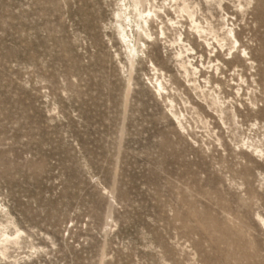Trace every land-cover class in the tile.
<instances>
[{
    "label": "rangeland",
    "instance_id": "rangeland-1",
    "mask_svg": "<svg viewBox=\"0 0 264 264\" xmlns=\"http://www.w3.org/2000/svg\"><path fill=\"white\" fill-rule=\"evenodd\" d=\"M233 1L251 62L225 58L223 78L190 39L238 110L224 125L179 68L173 31L128 55L122 0H0V229L23 231L0 264H264V158L248 146L264 150V0L245 18ZM190 2L219 27L223 11Z\"/></svg>",
    "mask_w": 264,
    "mask_h": 264
},
{
    "label": "bare ground",
    "instance_id": "bare-ground-1",
    "mask_svg": "<svg viewBox=\"0 0 264 264\" xmlns=\"http://www.w3.org/2000/svg\"><path fill=\"white\" fill-rule=\"evenodd\" d=\"M224 1L226 0H204V2L209 7L213 6L214 4L218 9L221 10V12H224V14L220 16L218 28L214 26L206 16H203V14L201 13L200 5L192 4L190 0H162V2H159L158 0H122V3L118 5L115 26L117 31L116 33H118L119 39H121L122 43L125 45L128 55L133 59L139 58L140 55L145 56L144 48L146 47V44L153 40H158L159 38H161L162 40H166L167 33L169 31H173L175 33V39L174 41H172V44L177 47L175 59L179 68L183 71L187 78H189V83H191L193 91L196 92L197 97H200V99L202 98L206 102V104L208 103L209 107L214 109V111L219 114V117L221 118L220 120H222L225 125L227 124V112L231 114L232 122L233 124H235V122L237 121L236 119L239 118L238 110L233 105L230 107L226 106L227 100L223 98L220 93V91L222 90V84L218 81H214L210 73L207 72L209 70V65H207L208 68L205 69V65L207 63L202 62L204 59H201L202 61H199L200 58H203V55L200 56L201 54L196 51L195 47L191 44L190 41V39L195 40L198 46H202L206 51H209V58H214V60L210 61V64L211 62H213L212 67H214L213 71H211L216 72V75L219 72V76L223 75L220 66L224 65V62L227 60L225 58L227 57H231V60H245V62L248 63V49L245 46L241 45V42L239 41L236 33V29H238L237 23L239 21L237 19L231 18L228 13L225 12L226 9L223 7ZM251 1L252 0L233 1L234 4L238 3V6H235L236 12L240 13L242 15L241 17H244L246 8L251 4ZM208 10H210V8H208ZM168 12L173 13L172 18H169ZM162 13L166 16L167 21L162 19ZM184 22H189V30L185 28ZM155 25L157 26L158 30L157 38L154 39L152 26ZM222 53L224 54L223 61H221L219 58V56H222ZM249 62H251V60H249ZM152 66L153 70L155 71L154 77H156L154 84L155 91L159 94V96L167 95V98L169 97L170 102L169 100L167 102H169L170 106L172 107L170 109L171 111L175 106L174 101L171 100L170 97V90L168 88L169 82L166 81L164 73L161 70L156 68L153 63ZM222 77L224 78L225 76ZM244 77H238L241 78L242 83L236 85L238 86V93H236L237 96L239 95V92L244 90L242 89V87L245 86L243 84H248L244 80ZM187 78L186 80H188ZM249 86H247L248 89ZM171 92L173 91L171 90ZM252 103L256 105V102L254 103L252 101ZM241 105L243 107V104ZM172 116L173 119L174 117L177 119L179 126L185 128L181 119V117H183V114H181V112H173ZM255 123L258 124L257 122ZM207 124L208 123H206L205 125ZM256 124L253 123L251 127H256ZM248 146L253 148L254 154L256 153L258 157L264 158V150L259 146V144L257 145L254 141H252ZM1 212L2 211H0V213ZM261 219L260 221L263 222V218ZM2 228L0 229V254L5 256L10 246L17 247L19 245V240L21 239L23 231L17 230L16 233L13 234L5 232L4 230H2ZM16 249H18V247Z\"/></svg>",
    "mask_w": 264,
    "mask_h": 264
}]
</instances>
